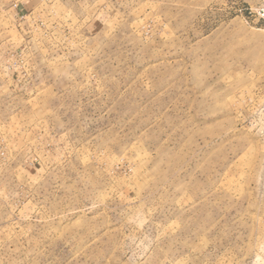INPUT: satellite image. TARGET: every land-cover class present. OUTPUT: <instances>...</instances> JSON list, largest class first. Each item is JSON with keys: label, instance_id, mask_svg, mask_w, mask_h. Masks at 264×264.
<instances>
[{"label": "rangeland", "instance_id": "obj_1", "mask_svg": "<svg viewBox=\"0 0 264 264\" xmlns=\"http://www.w3.org/2000/svg\"><path fill=\"white\" fill-rule=\"evenodd\" d=\"M264 0H0V264H264Z\"/></svg>", "mask_w": 264, "mask_h": 264}, {"label": "built area", "instance_id": "obj_2", "mask_svg": "<svg viewBox=\"0 0 264 264\" xmlns=\"http://www.w3.org/2000/svg\"><path fill=\"white\" fill-rule=\"evenodd\" d=\"M252 16H256L259 20L264 21V5H260L259 7L253 10Z\"/></svg>", "mask_w": 264, "mask_h": 264}]
</instances>
